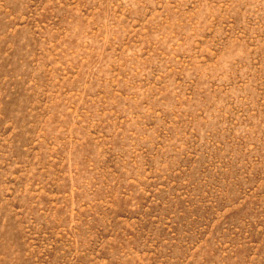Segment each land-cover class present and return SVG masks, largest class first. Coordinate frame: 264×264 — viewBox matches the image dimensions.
<instances>
[{
	"label": "rangeland",
	"instance_id": "obj_1",
	"mask_svg": "<svg viewBox=\"0 0 264 264\" xmlns=\"http://www.w3.org/2000/svg\"><path fill=\"white\" fill-rule=\"evenodd\" d=\"M0 264H264V0H0Z\"/></svg>",
	"mask_w": 264,
	"mask_h": 264
}]
</instances>
